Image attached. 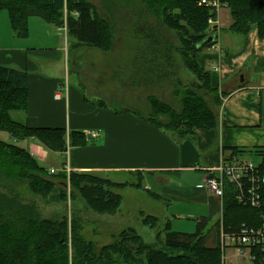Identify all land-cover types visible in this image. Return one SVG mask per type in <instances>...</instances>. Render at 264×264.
<instances>
[{"label":"trees","instance_id":"16d2710c","mask_svg":"<svg viewBox=\"0 0 264 264\" xmlns=\"http://www.w3.org/2000/svg\"><path fill=\"white\" fill-rule=\"evenodd\" d=\"M114 3L135 11L142 5L144 9L138 11L140 16L146 20L152 17L156 26L175 31L181 41V46L175 48L184 63L201 80V87L214 95L212 107L207 98L188 90L182 96L181 112L152 98V111L147 119L180 138L192 136L197 129H215L219 124L215 109L220 107L221 97L213 85L212 72L201 65L197 54L217 42L219 30L214 22L218 10L200 4L199 0H102L107 14L114 11ZM219 3L229 9L233 20L220 31L245 37L257 29L259 37L264 38V0H219ZM3 9H7L12 32L19 38L29 35L30 18L40 17L54 26H66L68 35L75 39L74 47L88 45L110 50L114 44L112 21L100 15L92 0H0V12ZM156 29L145 21V28L137 35L144 40L141 76L169 79L176 67L171 51L174 45L168 41L162 43L163 34ZM209 36H214V40L200 45ZM28 108V72L0 64V130L11 137L9 141L0 139V264H222L219 243L214 247L206 243L212 226L208 229L210 220L205 216L197 218L193 232L174 229L172 219H168L164 227L157 230L153 242L128 227L114 235L111 243L98 248L84 236L83 224L74 212L72 217L67 214L60 218L45 217L35 202L22 200L13 184L26 183L33 193L43 198L51 195L59 201H67L69 194L66 161L58 172L51 173L17 141L32 138L51 151L62 153L87 142L82 131L29 126L16 116ZM225 149L231 154L259 156L264 172V145ZM70 186L71 198L79 194L88 208L113 213L122 204V196L113 188L141 187L142 183L117 182L96 173L71 171ZM262 213L264 207L256 209L239 203L234 186L227 184L222 219L219 217L214 222L218 239L221 225L227 233H237L242 224L260 225ZM143 223L156 229L159 218L144 215Z\"/></svg>","mask_w":264,"mask_h":264},{"label":"crops","instance_id":"0c3cea01","mask_svg":"<svg viewBox=\"0 0 264 264\" xmlns=\"http://www.w3.org/2000/svg\"><path fill=\"white\" fill-rule=\"evenodd\" d=\"M222 13L226 14L224 21ZM232 21L227 7L218 9L214 22L219 30L217 42L197 54L201 65L212 72L213 85L221 97L215 129H197L192 136L180 138L144 114H137V110L108 106L99 94L89 95L81 86L67 84V67H50L54 62H65L67 53L53 49L63 46L49 47L43 41L23 46L16 40L15 46L0 48L1 65L28 72L29 108L16 116L32 127L84 132L87 142L70 147L72 171H124L137 175L141 183L147 178V190L154 191L155 198L184 204L185 209L195 205L192 216L215 222L223 204L205 186L209 168L219 163L223 153L230 152L225 148L264 145V38L259 37L257 29L245 37L220 31ZM29 25L31 29L30 21ZM22 144L42 164L49 158L47 149L36 140L24 139ZM194 171L201 173L194 175ZM211 230L212 240L208 242L206 237V243L214 247L219 242L217 227Z\"/></svg>","mask_w":264,"mask_h":264},{"label":"rangeland","instance_id":"374dc122","mask_svg":"<svg viewBox=\"0 0 264 264\" xmlns=\"http://www.w3.org/2000/svg\"><path fill=\"white\" fill-rule=\"evenodd\" d=\"M92 1L98 8L100 15L106 16L108 20L112 21L114 29L112 49L103 50L88 45L74 47L75 39L68 35L67 29L58 31L56 26L47 23L40 17L30 18L31 29L26 38L16 37L11 29L7 9L0 12V48L13 47L16 40H20L16 43L23 46L34 43L38 45L40 41L45 42L49 47L63 46L62 49H53L59 53L63 51L67 53V60L61 63L54 62L50 64V67H67L69 71H67V84L72 83L81 86L89 95L99 94L108 106L118 110L122 107H129L137 110L140 114L148 116L151 114L152 98H154L170 104L176 112H181L182 96L188 90L207 98L213 107L212 98L214 95L211 96L207 93L208 90L201 87V80L188 68L182 55L176 49L181 46V41L175 31L165 29L160 25L156 26L155 19L152 17L146 20L144 16H140L138 11L144 9L142 5H139V8H136L137 11H135L124 7V5L114 3L116 5L114 11L107 14V11L102 7V0ZM222 6L224 5L220 3V8ZM225 17L226 14L222 13L221 20L224 21ZM145 21H148L155 28L157 27L156 30L163 34L161 35L162 43L168 41L174 45V49L171 51L176 60V67L174 72L170 74L169 79H159L157 77L146 79L141 76V54L143 55L144 40L137 37V35L139 36V32L145 28ZM44 26H47L48 29L44 30ZM42 65L47 66L46 62H43ZM64 77L66 78V76ZM216 108L215 110L219 111V107ZM0 139L9 140V133L0 130ZM17 144L23 145L22 141H17ZM47 151L49 152V158L43 162V165L47 168L53 166L58 172L63 167V163L69 161L65 152H55L49 149ZM246 158L251 159L258 165L261 162V158L256 155H247ZM192 173L199 175L201 172L194 171ZM97 174L109 177L117 182L140 181L137 175L124 171ZM66 182V189L69 194L67 201H59L51 195L43 198L33 193L26 183L13 184L12 186L15 191L20 192L22 200L35 202L45 217L60 218L64 214L72 217V212L77 214L83 224L82 232L84 236L93 241L98 248L111 243L114 235L128 227L136 229L146 241L153 242L156 239L157 230L162 229L168 219H172L173 228L176 230L193 232L196 229L197 218L191 214L196 206L192 205L190 209H185L187 206L184 204L170 203L155 198L152 193L154 191L147 190L146 185H150L147 178L142 181L143 186L139 188L132 186L113 188L115 193L122 196L120 208L113 213H100L88 208L87 203L79 194L71 198L72 188L68 173ZM148 214L159 218L156 229L143 223L144 215ZM173 214L177 216L175 217ZM211 226H214V220L210 221L208 229ZM216 232H218V229ZM213 234L214 231L211 230L207 235L208 242L212 240Z\"/></svg>","mask_w":264,"mask_h":264},{"label":"built area","instance_id":"2783aa9c","mask_svg":"<svg viewBox=\"0 0 264 264\" xmlns=\"http://www.w3.org/2000/svg\"><path fill=\"white\" fill-rule=\"evenodd\" d=\"M199 2L214 6L217 10L220 8L219 0ZM64 28L66 29V26ZM56 96L59 97V94ZM91 133L93 136L97 135V132ZM65 153L69 159L70 148ZM49 170L51 173L56 172L55 168ZM65 170L70 175L72 170L69 161L65 163ZM227 184L234 186L239 203L256 209L264 207V172L260 165L251 159L230 152L221 155L219 163L209 168L205 186L211 194L223 200ZM261 217L260 225L242 224L237 233H227L223 226H220L218 243L222 264H264V213ZM220 218L222 219V214Z\"/></svg>","mask_w":264,"mask_h":264},{"label":"water","instance_id":"95a60500","mask_svg":"<svg viewBox=\"0 0 264 264\" xmlns=\"http://www.w3.org/2000/svg\"><path fill=\"white\" fill-rule=\"evenodd\" d=\"M214 36H209V37H207L200 45H202V44H206V43H208V42H211V41H213L214 40Z\"/></svg>","mask_w":264,"mask_h":264},{"label":"bare ground","instance_id":"6f19581e","mask_svg":"<svg viewBox=\"0 0 264 264\" xmlns=\"http://www.w3.org/2000/svg\"><path fill=\"white\" fill-rule=\"evenodd\" d=\"M224 154V153H223Z\"/></svg>","mask_w":264,"mask_h":264}]
</instances>
